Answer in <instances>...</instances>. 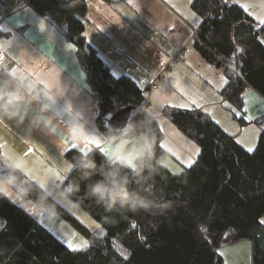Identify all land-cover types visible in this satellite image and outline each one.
<instances>
[{"label":"trees","instance_id":"obj_1","mask_svg":"<svg viewBox=\"0 0 264 264\" xmlns=\"http://www.w3.org/2000/svg\"><path fill=\"white\" fill-rule=\"evenodd\" d=\"M31 2L40 13L67 24L66 36L76 46L78 63L98 102L96 126L105 134L109 128L103 116L116 108L117 101L140 104L144 98L141 89L127 76L112 75L86 43L82 21L86 0L71 9L66 7L68 0ZM191 7L203 18L197 29V47L208 60L231 68L224 67L227 82L221 96L231 109L240 112V116H234L243 125L246 88L252 87L264 98V43L258 39L262 28H257L237 3L193 0ZM160 112L200 146L195 161L174 173L161 164L167 155L161 145L163 132L158 120L153 125L155 172L151 176L144 173V178L154 191L162 193L169 205L165 212H129L123 216L106 213L94 201L83 198V185L79 193L72 191L77 179L72 169L63 185L69 186L65 192L98 222L101 237L84 249L71 250L34 217L0 199V264H224L217 248L244 239L251 242V264H264V224L260 220L264 216V117L259 122L257 145L248 151L201 109L165 106ZM135 134L129 131L126 137ZM89 152H94L97 160L104 155L95 146ZM81 153L71 148L66 156L72 162ZM5 172L0 167V174ZM31 183L35 189H43ZM57 207L92 238L87 226L60 204ZM201 227L206 236L198 233Z\"/></svg>","mask_w":264,"mask_h":264},{"label":"crops","instance_id":"obj_2","mask_svg":"<svg viewBox=\"0 0 264 264\" xmlns=\"http://www.w3.org/2000/svg\"><path fill=\"white\" fill-rule=\"evenodd\" d=\"M192 1L86 0L83 36L112 75L129 77L141 89L144 98L152 97L158 102L160 111L165 106L201 109L223 127L218 117L226 115L227 118V114H231V118H235L234 110L221 96L227 82L224 67H230L208 60L197 47L192 29H198L203 18L192 9ZM224 1L241 5L254 19L256 27L264 29V0ZM66 29L67 24L40 13L31 0H23L0 22V74L15 76L32 91L37 89L41 73L55 62L64 66L62 80L74 84L77 89L75 93L69 89L66 97L51 108L57 119L49 126L50 131L34 130L28 135L24 132L27 121L23 125L0 121V156L19 154V162L28 179L47 191H66L63 185L73 169L66 156L69 149L88 151L95 146L106 155L108 153L102 151L104 147L111 148V152L115 147L105 142L104 134L96 126L98 102L86 82L85 72L77 60L76 46L66 36ZM180 48L184 49L183 57L172 61ZM244 93V106L246 99L264 105V98L252 87L248 86ZM65 100L71 104V115L62 113ZM257 111L253 117L262 118L263 106ZM72 116H76L77 123L82 126L73 124L66 131ZM160 120L162 127L165 120ZM174 131L170 130L175 137L169 146L179 153L168 146L165 148L162 141L167 152L165 157L172 161V164L162 165L178 173L191 164H188L192 155L188 151L191 140L182 131ZM231 135L235 137L234 133ZM135 141L136 134L117 141L120 148L114 154L127 162L122 157H132ZM70 200L67 196L57 198L56 202L65 208L62 203L71 204ZM22 203L39 221L40 209L31 200ZM260 220L264 224V216ZM245 244L248 253L249 245ZM247 262L251 264V258L248 257Z\"/></svg>","mask_w":264,"mask_h":264},{"label":"clouds","instance_id":"obj_3","mask_svg":"<svg viewBox=\"0 0 264 264\" xmlns=\"http://www.w3.org/2000/svg\"><path fill=\"white\" fill-rule=\"evenodd\" d=\"M80 0H68L66 7L75 8ZM64 66L50 63L41 73L37 89L29 91L15 76L0 74V121H15L23 125L28 135L34 130L50 129L56 116L50 111L61 98H65L69 89L77 91L74 84L62 80ZM151 105V106H149ZM62 113L71 115V104L65 100ZM159 104L152 97L146 98L136 106L132 119L121 127L110 128L105 134V142L115 144L113 152L97 160L94 152L77 154L72 167L77 179L72 184V191L79 193L83 185V198L94 201L106 213L123 216L129 212L162 214L169 207L163 200L162 193L154 191L145 183L144 173L148 176L155 172L151 147L152 127L160 118ZM71 123L65 129L70 130L77 124V117L72 116ZM82 126V125H80ZM136 133L132 152V163L122 162L114 153L120 148L122 138ZM0 165L6 172L0 174V199H6L23 210L27 215L34 213L24 207L22 201L31 200L40 209L41 214L50 221L59 215L57 198H66L67 192L53 189L37 190L32 186L27 174L19 162V154L0 156ZM18 249L21 245H17Z\"/></svg>","mask_w":264,"mask_h":264},{"label":"rangeland","instance_id":"obj_4","mask_svg":"<svg viewBox=\"0 0 264 264\" xmlns=\"http://www.w3.org/2000/svg\"><path fill=\"white\" fill-rule=\"evenodd\" d=\"M193 31L197 32V29H192ZM194 35V34H193ZM197 36V35H194ZM259 40L264 43V29L258 33ZM237 73V72H236ZM245 97V93L243 95ZM264 108V105L262 103H254V101H251L250 99H246V103L244 106V98H243V113L242 116L246 119L245 124H240L238 119L231 118V114L222 115L221 117H218V121L223 125L222 128L225 129V131L229 132L230 134H235L236 141L243 145L246 150L248 149H254L257 145L258 138H259V129L261 128V125L259 124L260 120L264 117V112H262L263 117L262 118H256L253 117V115L256 112H259V107ZM256 107H258L256 109ZM233 114L236 113L237 116H240V112L236 109H233ZM230 115V116H229ZM160 119L165 120V124H161V129L163 132V144L165 148L168 146L169 149L177 151L175 148L169 146L171 142L173 141V137H175L173 134H171L170 130H175L173 133H179L178 128L171 122L169 119L164 117L163 115L160 116L159 122H161ZM232 119V120H231ZM164 130V131H163ZM181 131V130H180ZM165 133V135H164ZM188 137V136H187ZM191 140L190 149L187 150L191 151L190 154H192L189 158L190 163H193L197 154L200 150V146L194 139L188 137ZM161 141V145H162ZM165 142L167 144H165ZM186 147L184 151H187ZM251 150V151H252ZM178 152V151H177ZM179 153V152H178ZM188 153V152H187ZM186 153V154H187ZM185 154V155H186ZM173 158V157H171ZM174 159V158H173ZM172 164V161L169 157H164L161 160V164ZM174 165V164H173ZM175 173V172H174ZM179 173V172H178ZM71 204L64 201L62 205L68 209L72 216H74L80 223L84 224L89 228V230L92 233V238L89 239L86 237L79 228L76 227L71 221H69L66 217H64L59 211V215L55 221L48 220L47 217L44 215H40L39 217V223H41L46 229L51 232L56 238H58L63 244H65L69 249L73 250L75 248L76 250H81L87 247L94 238H100L101 237V227L98 224V222L82 207L77 205L73 200H70ZM75 207V209L73 208ZM1 225V220H0ZM198 233L202 236H206L204 232V227H201L198 229ZM69 242L73 245V248H70ZM247 243L249 245V252L247 253V249L244 248V244ZM246 245V244H245ZM251 242L247 239L240 240L233 244H222L217 248V253L222 257L224 264H231L232 262L236 261V264H248L247 260L249 257V260L251 258ZM220 253H219V252ZM248 254V255H247Z\"/></svg>","mask_w":264,"mask_h":264},{"label":"water","instance_id":"obj_5","mask_svg":"<svg viewBox=\"0 0 264 264\" xmlns=\"http://www.w3.org/2000/svg\"><path fill=\"white\" fill-rule=\"evenodd\" d=\"M136 106L130 103L117 101L116 108L103 116V122L107 128L121 127L126 121L130 120Z\"/></svg>","mask_w":264,"mask_h":264},{"label":"built area","instance_id":"obj_6","mask_svg":"<svg viewBox=\"0 0 264 264\" xmlns=\"http://www.w3.org/2000/svg\"><path fill=\"white\" fill-rule=\"evenodd\" d=\"M23 0H4V4L0 8V22L5 19L8 15H10L22 2ZM194 35H197L196 31H193ZM184 55V49L180 48L172 57V61H176L177 59L183 57ZM146 98H142L140 103L144 101ZM151 106V105H149ZM66 189H69V186L65 187Z\"/></svg>","mask_w":264,"mask_h":264},{"label":"snow or ice","instance_id":"obj_7","mask_svg":"<svg viewBox=\"0 0 264 264\" xmlns=\"http://www.w3.org/2000/svg\"><path fill=\"white\" fill-rule=\"evenodd\" d=\"M65 142L67 143L68 141L67 140H65ZM252 149H248V151H251ZM81 151L84 153V154H87V151H85L84 149H81ZM102 151H104V152H106V153H111V148H109V147H104L103 149H102ZM197 151H199V149H197ZM123 159H126L127 160V162L129 163V164H131L132 163V157H122ZM70 248H73V245L71 244V242H69V245H68ZM73 250H76L75 248H73Z\"/></svg>","mask_w":264,"mask_h":264}]
</instances>
